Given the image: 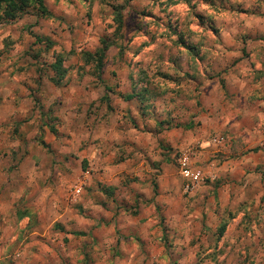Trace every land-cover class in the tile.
<instances>
[{
	"label": "clouds",
	"instance_id": "9594fccd",
	"mask_svg": "<svg viewBox=\"0 0 264 264\" xmlns=\"http://www.w3.org/2000/svg\"><path fill=\"white\" fill-rule=\"evenodd\" d=\"M0 264H264V0H0Z\"/></svg>",
	"mask_w": 264,
	"mask_h": 264
}]
</instances>
